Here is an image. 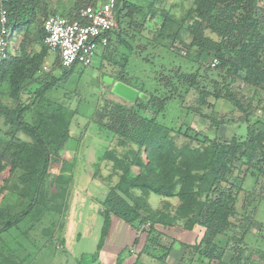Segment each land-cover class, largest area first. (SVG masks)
I'll use <instances>...</instances> for the list:
<instances>
[{"label": "trees", "instance_id": "trees-1", "mask_svg": "<svg viewBox=\"0 0 264 264\" xmlns=\"http://www.w3.org/2000/svg\"><path fill=\"white\" fill-rule=\"evenodd\" d=\"M156 2L160 1L151 0L140 6L114 0L117 29L102 52V58L109 56L108 77L138 90L146 99L138 98L129 104L101 98L92 114L99 129L115 138L117 147L124 152L117 156L108 150L95 164L98 167L99 162L110 161L120 175L100 203L101 239L92 256L82 255L84 264L90 258L91 262L96 260L112 217L122 220L137 234L141 225L149 223L142 230L146 234L145 243L137 258L146 254L156 264H164L171 252V247L161 241L166 237L164 234L180 227L186 231L199 228L202 231L199 241L185 247L192 262L211 257L217 264H226L222 261L224 249L214 241L224 236L227 243L232 241L238 247L243 243L244 230L237 238L235 231H239L230 222L236 214L241 190L234 182L239 166L246 167L244 176L264 175V126L260 125L264 121L250 120L262 103L245 104V97L238 93L236 98L230 89L238 80L264 93V0H192L191 43L184 44L179 31L168 36L182 46L178 48L181 58H186L193 48L213 55L212 61L215 59L217 65L212 68L211 61L208 69L217 71L220 79L214 82L213 92L199 89L202 77L198 73H184L178 65L167 67L155 55L165 25L163 22L160 30V8ZM77 4L73 15L62 17L80 21V9L97 5L81 0ZM44 7V0H0V10L6 11L7 27L15 38L8 57L0 64V119L4 127L0 129V174L6 170L9 174L0 186V264H18L8 258L11 249L4 251L5 241L1 239L4 233L30 217L31 224H23L22 236L27 237L31 229L46 219L45 215L62 217L68 208L72 174L67 170L69 164L61 161L60 153L71 141L70 127L78 112L69 107L68 98L60 102L46 96L71 69L61 68L59 59L51 71L43 69L49 52L43 43V21L48 17ZM205 32L210 36H205ZM163 48L170 50L167 46ZM56 69L63 72L60 78L53 75ZM104 76L103 73L101 78ZM34 84L37 88L33 91ZM191 89L199 91L192 112L208 121L211 129L217 131L224 123L203 114L202 108L211 106L209 97L238 108L243 120L240 122L246 125L245 137L233 135L222 140L219 136H201L196 131L191 135L189 127L184 132L181 127H168L163 120L169 103L176 98L182 100V95ZM24 94L27 99L22 98ZM54 164L60 166V171L51 177L49 169ZM95 173L99 174V169ZM150 195L164 201L173 198L178 204L171 207V212L165 213L164 208L152 212L147 201ZM163 206H169L168 202H163ZM55 220L51 219V225ZM156 225L161 230L151 242L149 233L155 232ZM56 230L60 231V225ZM41 233L42 237L54 238L53 232ZM158 251L160 255L155 253ZM238 253L243 257L244 250L239 249ZM137 258L134 264H142Z\"/></svg>", "mask_w": 264, "mask_h": 264}, {"label": "rangeland", "instance_id": "rangeland-1", "mask_svg": "<svg viewBox=\"0 0 264 264\" xmlns=\"http://www.w3.org/2000/svg\"><path fill=\"white\" fill-rule=\"evenodd\" d=\"M129 1L134 4H141L140 6H145V2H150L151 0ZM157 1H160L159 4L158 2L155 3V5L157 4V7L160 8V18H158V20L160 19V30L163 22L165 25L162 28V32L160 31L161 46L156 48L155 55L160 57V62L163 59L167 67L178 65L184 73H198L197 75L203 79L200 78L199 89L204 88V90L213 92L214 82L217 80L220 81L218 78V72L208 69L213 55L209 53L202 54L201 52H198L197 49L193 48L188 52L186 58H181V56L178 55L180 50L178 48L181 45L168 38V36L179 31L183 43H191L192 35L190 34V30L192 18L189 17V13L194 9L192 0ZM68 6L69 4L64 2L54 8H56L55 10L58 15L66 16L64 13H66ZM163 14H166V17ZM152 27L154 30L156 29V26ZM148 33V38H150V34ZM205 36L208 37L210 35L208 32H205ZM14 40L15 38L11 34L9 41L12 42ZM163 46H167V48L169 47L170 50H166ZM149 51L150 50L148 49V52ZM102 52L103 49L97 51L89 66L84 67L78 64L70 68L71 70L66 78L61 80L54 90L48 92L47 96L49 98H56L57 100H60V102L64 101L65 98H68L69 107L72 110L76 109V113L78 112L70 127L71 141L60 153L61 161L69 164L67 170L69 174H72L69 186L72 192L71 190L68 192V208L62 217L45 215L44 218L46 219H44L41 224L36 225L33 230L31 229L28 236L24 238L22 236V231L25 228L23 224H31L30 217L26 218L17 228L3 234L1 239L5 241L4 251L7 252L9 249L12 250V254L8 255V258L10 256L13 262H17L18 264H78L79 261L80 264H84V262H82V255H84L85 258L92 256L99 244L101 239V234L99 235V233L103 224V218L101 216L102 207L101 205L99 206L96 204L95 201V203L91 202L92 205L90 203V206L88 205L87 208H85V203H82V201L79 203L76 200V197L80 195L77 191L82 190L84 192V189L88 191V184L92 182L94 183L95 181L98 188L96 190V195L99 199H102L104 195L108 193L109 189L115 186L120 172L113 170V163L110 161H101L99 162L98 167H96L97 165L95 164L98 162V159L103 157L106 151L112 150L117 156H121L124 149L117 147L115 138L111 137L108 132L99 129L92 114L101 98L117 103H127L114 96L111 93L112 87L106 86L103 82V78L108 77L110 74L108 73L109 65L107 62L109 56L107 58H102ZM49 53L50 55L47 60L49 64H52L55 55L53 52ZM136 68L138 69V67ZM62 73L63 72L60 69H56V72H54L53 75L60 78ZM103 73L106 74V76L101 78ZM230 89L236 98L239 97L237 95L238 93L242 94L245 97V104H252L253 106H258L256 103L264 104V93L256 91L254 87L237 80L232 83ZM198 94V89H191L185 95L180 94L184 96L182 100L180 98L172 100L165 113L163 120L165 124H167L168 127H174L175 129L181 127L182 132L189 127V129L192 130V132L189 133L191 135L196 131L200 133L201 136L205 135L211 138H217L216 136H219L218 138H221L222 140H229L233 135L242 139L245 137L247 132L246 125L243 122H240L243 121L241 120L242 113H240L238 108H233L229 102L223 100L216 102L213 97H209L208 102L211 106L209 108H202L204 115L212 117V119L218 123H224L219 126L217 131L211 129L209 127V122L204 118L202 119L196 116L192 112V108L197 105L199 99ZM252 101L254 103H252ZM232 110H234L233 113ZM259 113L260 112H256L255 115L257 116ZM262 120L264 121V115H262ZM0 127H2V119H0ZM184 142L185 140L180 141L178 142V145H182ZM96 169H99V174L95 173ZM132 170L135 173L138 172V169L136 168H133ZM59 171L60 166L55 164L49 169L51 177L57 176ZM244 171H246V167L240 165L238 177L234 182L241 188L236 200L238 203L240 202L238 205L240 206L245 203L239 212L247 216L245 224H241L243 225V228L239 227L240 229H238L237 226H235V229L237 228L239 231H235V233L238 238L241 236L242 230H244L243 244L248 251L249 249H255L258 251L261 248L264 251V175H258L254 178L247 172V176H244ZM94 174L96 176H94ZM234 174H237V172H234ZM8 176V170L0 174V186H2ZM7 198L9 201L11 200L8 194ZM147 201L151 207V211L156 213L160 212L163 208L165 213L171 212V207L178 204V200L176 199L170 198L164 201V199L162 200L154 195L148 196ZM163 202H168L169 206L165 208ZM251 217H255V220L251 221ZM115 218L112 217L110 219L108 233L102 238L103 246L100 252H98L96 260L91 262L93 259L90 258L88 264H117L120 260L123 261L121 264H134L136 261L138 253L130 247L132 246V248H134L136 246L138 251L140 248V241L135 243L134 240L129 239L128 234H130V232L126 230L129 229L131 231L130 226L119 223V221L115 222ZM51 219H56L54 225H51ZM83 220L86 221L85 225H83ZM250 222L254 226L253 230L251 228L248 229V227H250ZM59 225L60 231L57 232L56 228ZM148 226H150L149 223H146L139 228L138 236L143 240L146 237V234H144L142 230L147 229ZM256 228H258V230ZM42 230L49 231L50 233L53 232L52 235L54 238L42 237ZM160 230V226L156 225L155 232L149 233L151 236L149 239H152L151 242H154L153 238L156 237L155 233L158 234ZM64 232H66L65 244L64 248H60L61 243H63L61 242L62 240L60 237H63ZM167 233L172 234V231ZM77 236L78 239H76ZM220 238H223L222 248L225 251H223L222 260L225 253L229 259L231 252L233 254L231 260H234V258L236 259L233 264H241L243 260L238 251L242 248L238 247L237 244H234L232 241H228L227 243V238L224 236H221ZM165 242L166 244L169 243L167 241H164V243ZM152 244L155 247V244ZM151 245L150 247L152 249ZM15 249L16 252H14ZM127 249L133 251L130 252L129 250L128 255ZM155 253L160 255V251ZM180 256H182L181 259ZM190 257L191 255L187 253H185V255L175 254V256L169 259V263L217 264L216 260L211 257H209L210 259L201 260L200 263L198 262V258H196L192 263ZM140 262L142 264L156 263L149 258H147V263H144L143 257L139 263ZM229 264H231V262Z\"/></svg>", "mask_w": 264, "mask_h": 264}, {"label": "built area", "instance_id": "built-area-1", "mask_svg": "<svg viewBox=\"0 0 264 264\" xmlns=\"http://www.w3.org/2000/svg\"><path fill=\"white\" fill-rule=\"evenodd\" d=\"M79 20L70 21L59 15L47 17L43 21L44 45L57 55L61 68L69 69L75 65L87 67L99 49L108 44L109 36L117 29L114 13V0L96 6H86L78 12ZM7 13L0 10V64L12 48L8 41L11 34L7 27ZM217 61L214 59L211 67Z\"/></svg>", "mask_w": 264, "mask_h": 264}, {"label": "crops", "instance_id": "crops-1", "mask_svg": "<svg viewBox=\"0 0 264 264\" xmlns=\"http://www.w3.org/2000/svg\"><path fill=\"white\" fill-rule=\"evenodd\" d=\"M78 1L80 0H44V4H45V7H44V14L48 15L49 16H53V15H58V13H56L57 11L55 10L56 8L54 7H57L59 4H63L64 2L68 3L69 6L68 8L66 9V16L65 17H68V16H71L75 13V11L77 10V6H78ZM81 1H86V2H90V4L92 5H98V4H102V3H105L107 2L108 0H81ZM128 2H130L129 0H127ZM130 3H133V2H130ZM72 4V5H70ZM134 4V3H133ZM136 5H141V4H136ZM61 16V15H59ZM62 17V16H61ZM50 52V51H49ZM48 52V55L46 57V59L44 60L43 62V69L44 71H51V69L53 68V65L55 64V61L56 59H58L57 55L54 53L55 57H54V61L52 64H49L48 62V56L50 55V53ZM37 84H34L32 85V89L33 91L37 88L36 86ZM48 95V92L46 93V96ZM28 95L24 94L22 96L23 99H27ZM264 104L261 105V108H258L259 111L257 112H260L259 114H257V116L254 114L253 116L250 117V120L252 122H256L258 120H262V115H264ZM263 113V114H262ZM259 117V118H258ZM261 127L264 126V124H260ZM4 127H0V129H3ZM97 183L94 181V183H90L88 184L87 186V189H89L88 191L84 189V192L82 190H79L77 191L78 194H80L78 197H76V200L80 203V201H82V203H85V208H87V206L89 205L90 206V203L96 201V204H98L100 206V203L105 199V196L106 194L104 195V197L102 199H99L96 195V190L98 189L97 188ZM71 190V188H69V191ZM72 192V190H71ZM74 197V198H75ZM162 199V198H161ZM163 200V199H162ZM237 202V201H236ZM91 203V205H92ZM171 203H176V202H171ZM240 204V202L236 203L235 205V208H236V214L234 215V217L232 219H230V222L231 224L235 227L237 226L238 229L240 228H243V225L245 224L246 222V216L245 214L243 213H240L239 210L243 208V206L245 205V203L243 205H238ZM84 205V204H82ZM95 205V204H94ZM173 205V204H172ZM173 207H175V205H173ZM89 208V207H88ZM91 208V207H90ZM255 213V211H254ZM253 213V214H254ZM251 214H252V211H251ZM115 218V217H114ZM116 220H114L115 222L116 221H119V223H123V224H126L124 223L122 220L118 219V218H115ZM245 220V221H244ZM252 220H255V217H251V221ZM103 221V220H102ZM83 225L86 224V221L83 220ZM243 223V225H241ZM254 223V222H253ZM240 227V228H239ZM236 228V230L238 231V229ZM252 229L254 228V226L252 225V223L250 222V227H248V229ZM127 229V228H126ZM131 231L128 229L126 231H129L130 234L129 235V239L131 240H134L135 243H136V240H138V242L140 241V248L139 250L137 251V248L136 246L134 248H132V246L130 247L131 249H133L136 253H138L137 256H139L143 246H144V243H145V238L144 240L142 238H140L137 234L131 227H130ZM258 230V228H256ZM101 232V230H100ZM255 232V231H253ZM255 234V233H254ZM100 235V233H99ZM98 235V236H99ZM137 235V236H136ZM166 237H163L161 239L162 243L164 245H167V246H170L171 247V252L169 253L168 257L166 258L164 264H170L169 263V259L172 258L173 256H175V254L177 255H185V253H187L185 247L186 246H191L193 244H195L196 242L199 241V239L201 238L202 236V231L199 229V228H194L192 229L191 231H186L184 229H182L181 227L180 228H175L172 230V234H164ZM65 237H66V232H64V235L63 237H60L61 238V247L60 248H64V244H65ZM100 237V236H99ZM221 236H218L216 239H215V243L222 248V244H223V241L222 239L223 238H220ZM76 239H78V236L76 237ZM99 240V239H98ZM164 241H167L169 243L166 244V242L164 243ZM244 241V240H243ZM132 242V241H131ZM225 245V244H224ZM226 246V245H225ZM240 248H242L244 250V254H243V257H242V263L241 264H264V259H262L261 257L264 256V251L262 250V248L260 250H255V249H249V251L247 250L246 246L242 243L239 245ZM95 249V248H94ZM130 250V249H129ZM127 249V253L129 255V251ZM133 250H130L133 251ZM96 252V250H95ZM230 252V251H229ZM232 253L230 252V257L229 259L227 258V254L225 253L224 255V258H223V262L226 263V264H229L232 260ZM78 256V255H77ZM136 256V257H137ZM141 256V255H140ZM143 257V260H144V263H147V258H149L150 260H152L148 255L146 254H143L140 258H137V259H140ZM182 258V256H180V259ZM168 260V261H167ZM246 260H248L246 262ZM198 262L200 263V261L198 260ZM123 263V261H122ZM193 263V262H192ZM156 264V263H155ZM161 264V263H160Z\"/></svg>", "mask_w": 264, "mask_h": 264}, {"label": "water", "instance_id": "water-1", "mask_svg": "<svg viewBox=\"0 0 264 264\" xmlns=\"http://www.w3.org/2000/svg\"><path fill=\"white\" fill-rule=\"evenodd\" d=\"M103 82L106 86H111V93L118 97L119 99L132 104L134 103L138 98L145 100L146 95L143 93H140L138 90L124 84L121 82L114 81L113 78L105 77L103 78Z\"/></svg>", "mask_w": 264, "mask_h": 264}]
</instances>
